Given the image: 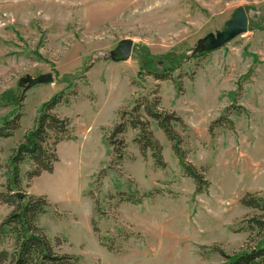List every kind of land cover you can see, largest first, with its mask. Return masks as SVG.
<instances>
[{"label":"rangeland","instance_id":"1","mask_svg":"<svg viewBox=\"0 0 264 264\" xmlns=\"http://www.w3.org/2000/svg\"><path fill=\"white\" fill-rule=\"evenodd\" d=\"M241 6L248 31L205 51L202 39ZM123 39L134 41L131 57L114 61ZM157 89L184 120L176 130L187 161L209 183L201 193L154 120L165 168L141 155L132 129L126 157H113L108 137L121 112ZM59 93L54 111L75 138L57 145L53 172L30 182L32 164L22 163L18 190L46 195L37 224L58 252L76 264H221L219 250L255 245L238 229L252 213L241 198L264 196V0H0V124L22 113L20 128L0 140V192L12 149ZM13 209L0 201V222ZM13 244L9 236L1 248Z\"/></svg>","mask_w":264,"mask_h":264},{"label":"trees","instance_id":"2","mask_svg":"<svg viewBox=\"0 0 264 264\" xmlns=\"http://www.w3.org/2000/svg\"><path fill=\"white\" fill-rule=\"evenodd\" d=\"M149 74L156 80L173 79L168 71L163 73L150 71ZM61 101L62 94L59 93L43 104L34 127L27 131L9 156L6 192H0V201L13 206L14 209L0 222V264L8 262L9 264H76L79 261L75 255L58 252L55 241L38 226V218L45 214L50 206L46 195H26L22 192L21 196L18 194L22 185L20 174L22 163L30 161L32 164L27 172V179L30 182L43 172H53L55 164L59 161L57 145L64 140L75 138L70 119L61 117L54 111ZM21 118L22 113L17 112L3 120L0 124V140L15 134L21 126ZM222 119L223 117H220L213 125L220 124ZM150 120L157 123L172 143V149L180 159L185 175L195 181L196 190L201 193L209 183L205 178L204 169L196 168L187 161L186 151L182 148V137L176 130L177 124L186 126L184 120L176 111L167 110L162 106L158 89L139 98L129 110L125 109L121 112L120 121L108 137V142L113 148V157L118 161L126 157L128 143L125 134L132 129L136 132L133 142L141 155L147 159L150 154L156 167L165 168L167 163L163 156V145L155 137ZM2 168L0 159V174ZM140 201L136 199L133 202ZM240 202L252 213L245 220L247 225L238 231L249 232L251 234L248 238L249 242L256 243L247 247L245 251L233 255L219 250L220 255L225 258L224 263L221 264H264V196L256 192H248ZM92 222L94 230L98 231L94 220ZM9 236L14 241L12 252L1 248L4 239ZM55 240L60 242L59 237Z\"/></svg>","mask_w":264,"mask_h":264},{"label":"water","instance_id":"3","mask_svg":"<svg viewBox=\"0 0 264 264\" xmlns=\"http://www.w3.org/2000/svg\"><path fill=\"white\" fill-rule=\"evenodd\" d=\"M249 29V17L244 7H238L232 14L231 19L226 22L225 29L210 33L202 39L206 46L205 51L217 49L236 37L246 33ZM134 41L123 39L117 48L110 52V57L114 61H126L131 57ZM199 51V50H198ZM21 196V192L18 193Z\"/></svg>","mask_w":264,"mask_h":264},{"label":"crops","instance_id":"4","mask_svg":"<svg viewBox=\"0 0 264 264\" xmlns=\"http://www.w3.org/2000/svg\"><path fill=\"white\" fill-rule=\"evenodd\" d=\"M92 214H93V213H92V212H90V215H89V217H90V216H92Z\"/></svg>","mask_w":264,"mask_h":264}]
</instances>
